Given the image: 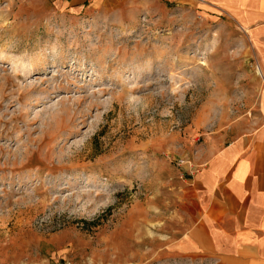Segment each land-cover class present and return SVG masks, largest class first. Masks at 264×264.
I'll return each instance as SVG.
<instances>
[{
	"label": "rangeland",
	"instance_id": "obj_1",
	"mask_svg": "<svg viewBox=\"0 0 264 264\" xmlns=\"http://www.w3.org/2000/svg\"><path fill=\"white\" fill-rule=\"evenodd\" d=\"M263 109L264 32L225 14L0 0V264H217L170 244L189 154Z\"/></svg>",
	"mask_w": 264,
	"mask_h": 264
},
{
	"label": "crops",
	"instance_id": "obj_2",
	"mask_svg": "<svg viewBox=\"0 0 264 264\" xmlns=\"http://www.w3.org/2000/svg\"><path fill=\"white\" fill-rule=\"evenodd\" d=\"M111 1L93 4L108 8L115 5ZM165 1L189 2L227 15L255 35L264 32V0ZM63 2L82 7L86 0ZM257 71L263 73L260 66ZM203 137L189 154L197 168L177 196L186 225L170 244L178 253L217 264H264V109L244 125L216 126Z\"/></svg>",
	"mask_w": 264,
	"mask_h": 264
},
{
	"label": "built area",
	"instance_id": "obj_3",
	"mask_svg": "<svg viewBox=\"0 0 264 264\" xmlns=\"http://www.w3.org/2000/svg\"><path fill=\"white\" fill-rule=\"evenodd\" d=\"M199 1H202V0H199Z\"/></svg>",
	"mask_w": 264,
	"mask_h": 264
}]
</instances>
